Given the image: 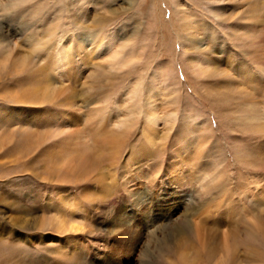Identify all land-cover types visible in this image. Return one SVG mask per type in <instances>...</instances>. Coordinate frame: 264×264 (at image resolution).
I'll use <instances>...</instances> for the list:
<instances>
[{"label": "rangeland", "instance_id": "374dc122", "mask_svg": "<svg viewBox=\"0 0 264 264\" xmlns=\"http://www.w3.org/2000/svg\"><path fill=\"white\" fill-rule=\"evenodd\" d=\"M0 264H264V0H0Z\"/></svg>", "mask_w": 264, "mask_h": 264}, {"label": "bare ground", "instance_id": "6f19581e", "mask_svg": "<svg viewBox=\"0 0 264 264\" xmlns=\"http://www.w3.org/2000/svg\"><path fill=\"white\" fill-rule=\"evenodd\" d=\"M85 34H90V33H87V32H84ZM83 33V34H84ZM98 168V167H97ZM97 174H98V178L99 179H101V180H103V182L105 181L106 182V180H107V177H106V175L103 173V172H98L97 171ZM189 180V178L186 176V177H183V175H181V177H178L177 178V181H179V182H183V183H185L186 181H188ZM180 184V183H179ZM106 185V184H105ZM104 193H109L107 190L104 192ZM138 197H141V195H139ZM138 202V201H137ZM123 207V206H122ZM122 208H120V209H117V211H119V210H121ZM62 217V216H61ZM60 218V217H59ZM59 218H57L56 219V224H57V226L58 227H60V228H64V226H65V220L64 219H59ZM66 221H68V222H70V227L71 228H73L74 230H76V231H79V230H81L82 228H83V225L81 224V222H78L76 219H73V218H70L69 220H66ZM67 226H69V225H67ZM82 231V230H81Z\"/></svg>", "mask_w": 264, "mask_h": 264}]
</instances>
